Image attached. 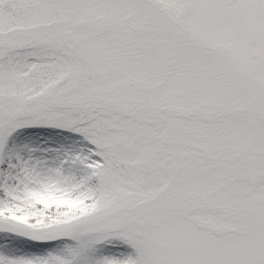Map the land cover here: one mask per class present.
<instances>
[{
    "label": "snow or ice",
    "instance_id": "6c2138e0",
    "mask_svg": "<svg viewBox=\"0 0 264 264\" xmlns=\"http://www.w3.org/2000/svg\"><path fill=\"white\" fill-rule=\"evenodd\" d=\"M0 264H264V0H0Z\"/></svg>",
    "mask_w": 264,
    "mask_h": 264
}]
</instances>
